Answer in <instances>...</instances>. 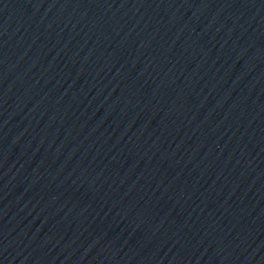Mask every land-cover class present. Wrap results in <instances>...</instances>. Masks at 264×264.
Returning a JSON list of instances; mask_svg holds the SVG:
<instances>
[{"label": "water", "instance_id": "obj_1", "mask_svg": "<svg viewBox=\"0 0 264 264\" xmlns=\"http://www.w3.org/2000/svg\"><path fill=\"white\" fill-rule=\"evenodd\" d=\"M0 264H264V0H0Z\"/></svg>", "mask_w": 264, "mask_h": 264}]
</instances>
